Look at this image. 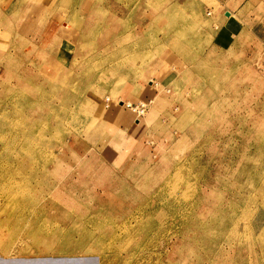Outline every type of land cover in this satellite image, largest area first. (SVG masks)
<instances>
[{
	"label": "rangeland",
	"instance_id": "374dc122",
	"mask_svg": "<svg viewBox=\"0 0 264 264\" xmlns=\"http://www.w3.org/2000/svg\"><path fill=\"white\" fill-rule=\"evenodd\" d=\"M215 1L36 0L0 30V221L100 264H264V0Z\"/></svg>",
	"mask_w": 264,
	"mask_h": 264
},
{
	"label": "crops",
	"instance_id": "0c3cea01",
	"mask_svg": "<svg viewBox=\"0 0 264 264\" xmlns=\"http://www.w3.org/2000/svg\"><path fill=\"white\" fill-rule=\"evenodd\" d=\"M35 1L27 0L28 3L25 4L30 7L23 5L24 9L22 8L17 16L19 18H14L8 28L4 24L6 14L11 12L13 6L18 8L21 0H0V30H17L16 26L20 25L22 20L21 12L31 14ZM241 1L245 3L253 0ZM215 2L219 4L217 8L222 6L220 1ZM56 233L57 237H51L41 229L33 230L30 225H25L23 230H19L11 223L7 224V218L6 221H0V264H100L99 256L90 253V249L84 245L77 246L82 249L76 250L69 242L60 244L59 228Z\"/></svg>",
	"mask_w": 264,
	"mask_h": 264
},
{
	"label": "bare ground",
	"instance_id": "6f19581e",
	"mask_svg": "<svg viewBox=\"0 0 264 264\" xmlns=\"http://www.w3.org/2000/svg\"><path fill=\"white\" fill-rule=\"evenodd\" d=\"M87 14V13H86ZM63 15V14H62ZM62 15H61V17H62ZM75 15V14H74ZM64 16V15H63ZM64 18V17H63ZM62 18V19H63ZM73 20H75V19H73ZM80 26V25H79ZM81 27V26H80ZM74 28V27H73ZM76 28V27H75ZM81 30V29H80ZM62 36V35H61ZM85 38V37H84ZM73 40V39H72ZM83 40V39H82ZM77 42V41H76ZM75 44V43H74ZM70 51V50H69ZM59 54V53H58ZM119 117L121 118V119H124V117H123V115H122V111H120L119 112ZM193 121V120H192ZM191 121V122H192ZM44 144V140H43V138L42 137H40L38 140H37V145L36 146H30V147H32L33 148V150H35V151H37V150H41V147H42V145ZM32 145H33V143H32ZM43 149V148H42ZM48 164L47 163H44L43 164V168H45L46 166H47ZM49 167V166H48ZM160 182V188L161 189H163L164 188V184L166 183V180H160L159 181ZM157 184H159L158 182H156L155 183V185H157ZM168 184V183H167ZM166 184V185H167ZM163 187V188H162ZM166 190V189H165ZM264 196V195H263Z\"/></svg>",
	"mask_w": 264,
	"mask_h": 264
},
{
	"label": "built area",
	"instance_id": "2783aa9c",
	"mask_svg": "<svg viewBox=\"0 0 264 264\" xmlns=\"http://www.w3.org/2000/svg\"><path fill=\"white\" fill-rule=\"evenodd\" d=\"M130 104L128 103V104H126V106H129ZM134 112L137 114V116H140V115H142L144 112L143 111H145V107L143 106V105H136L135 107H134Z\"/></svg>",
	"mask_w": 264,
	"mask_h": 264
}]
</instances>
